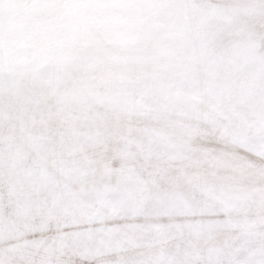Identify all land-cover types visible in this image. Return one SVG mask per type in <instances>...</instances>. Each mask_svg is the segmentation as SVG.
<instances>
[{"label":"snow or ice","instance_id":"6c2138e0","mask_svg":"<svg viewBox=\"0 0 264 264\" xmlns=\"http://www.w3.org/2000/svg\"><path fill=\"white\" fill-rule=\"evenodd\" d=\"M0 264H264V0H0Z\"/></svg>","mask_w":264,"mask_h":264}]
</instances>
